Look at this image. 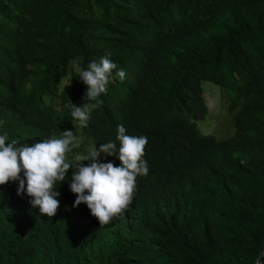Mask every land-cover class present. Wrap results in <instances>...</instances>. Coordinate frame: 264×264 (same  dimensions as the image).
I'll list each match as a JSON object with an SVG mask.
<instances>
[{"label":"trees","instance_id":"16d2710c","mask_svg":"<svg viewBox=\"0 0 264 264\" xmlns=\"http://www.w3.org/2000/svg\"><path fill=\"white\" fill-rule=\"evenodd\" d=\"M105 56L117 69L88 126L74 127L71 103H86V85L70 62L86 70ZM203 82L236 92L231 108L244 99L232 137L199 131ZM121 125L147 138L149 169L123 218L100 227L87 205L73 207L71 168L55 217L10 181L0 186V264H253L264 245V0H0L7 142L70 130L75 164Z\"/></svg>","mask_w":264,"mask_h":264},{"label":"clouds","instance_id":"9594fccd","mask_svg":"<svg viewBox=\"0 0 264 264\" xmlns=\"http://www.w3.org/2000/svg\"><path fill=\"white\" fill-rule=\"evenodd\" d=\"M70 63L79 80L86 85L83 97L86 103L82 107L71 103L72 123L74 127L78 124L83 128L88 126L91 111L100 106L98 98L106 93L117 65L107 56L98 63H89L86 70L80 67L79 58ZM116 75L122 80L126 74L119 70ZM7 141V134H0V186L10 181L18 182L17 195L26 194L31 207L38 209V215L55 217L60 204L56 185L66 180L71 168L69 187L76 196L73 207L87 205L100 227L107 225L113 218H123L132 203L137 177L146 176L149 170L143 159L147 138L127 135L123 125L118 127L115 141L101 143L99 150L93 146L86 155L76 153L75 164L68 160V153L80 146V139L73 131L64 130L59 138L52 136L30 146H17L15 140ZM101 153L115 157L120 165L100 162ZM84 161L89 163L85 166Z\"/></svg>","mask_w":264,"mask_h":264},{"label":"rangeland","instance_id":"374dc122","mask_svg":"<svg viewBox=\"0 0 264 264\" xmlns=\"http://www.w3.org/2000/svg\"><path fill=\"white\" fill-rule=\"evenodd\" d=\"M209 112L205 119L198 120L197 126L201 134L214 136L218 140L230 138L235 133V119L242 107L240 104L231 108L236 92L215 85L211 82L202 83Z\"/></svg>","mask_w":264,"mask_h":264},{"label":"water","instance_id":"95a60500","mask_svg":"<svg viewBox=\"0 0 264 264\" xmlns=\"http://www.w3.org/2000/svg\"><path fill=\"white\" fill-rule=\"evenodd\" d=\"M258 261L260 264H263V261H264V245H263V248H262L260 255L258 256V258L256 259V261L253 264H257Z\"/></svg>","mask_w":264,"mask_h":264}]
</instances>
